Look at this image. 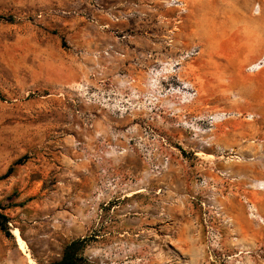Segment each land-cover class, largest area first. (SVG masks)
Returning <instances> with one entry per match:
<instances>
[{
    "label": "rangeland",
    "instance_id": "rangeland-1",
    "mask_svg": "<svg viewBox=\"0 0 264 264\" xmlns=\"http://www.w3.org/2000/svg\"><path fill=\"white\" fill-rule=\"evenodd\" d=\"M23 156L0 264H264V0H0Z\"/></svg>",
    "mask_w": 264,
    "mask_h": 264
},
{
    "label": "trees",
    "instance_id": "trees-1",
    "mask_svg": "<svg viewBox=\"0 0 264 264\" xmlns=\"http://www.w3.org/2000/svg\"><path fill=\"white\" fill-rule=\"evenodd\" d=\"M26 161V156H23L19 159H17L14 164L9 167V169L2 175H0V180L9 177L15 169V166L22 165ZM2 208L0 204V209ZM0 228L7 234L10 235V227H9V218L0 212ZM82 240L73 241L70 243L64 252V255L61 260L55 261L51 264H84L80 260H82L81 257H78L77 252L80 248V245H82Z\"/></svg>",
    "mask_w": 264,
    "mask_h": 264
},
{
    "label": "bare ground",
    "instance_id": "bare-ground-1",
    "mask_svg": "<svg viewBox=\"0 0 264 264\" xmlns=\"http://www.w3.org/2000/svg\"><path fill=\"white\" fill-rule=\"evenodd\" d=\"M18 230H19V229H18ZM18 230H16L15 233H16V235L19 237V239L21 240L22 244L24 245V240H23L22 237L20 236ZM238 238H239V237H238Z\"/></svg>",
    "mask_w": 264,
    "mask_h": 264
}]
</instances>
